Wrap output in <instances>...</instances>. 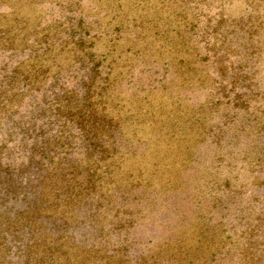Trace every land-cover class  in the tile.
I'll return each mask as SVG.
<instances>
[{
  "label": "rangeland",
  "instance_id": "rangeland-1",
  "mask_svg": "<svg viewBox=\"0 0 264 264\" xmlns=\"http://www.w3.org/2000/svg\"><path fill=\"white\" fill-rule=\"evenodd\" d=\"M158 1L169 30L158 40L165 46H146L154 48L148 54L133 34L98 49L86 44L77 57L68 48L62 68L83 62L54 79L60 67L44 57L37 66H49L47 77L35 79L28 52L0 51L5 264L27 263L31 233L28 226L13 230L12 217L31 208L35 194L60 186L63 161L79 169L75 190L92 193L67 214L68 233L92 256L121 251L128 260L116 256L113 263L177 264L174 257L193 247L201 259L194 264H264V0ZM83 5L82 13L56 8L43 23L59 19L58 30L95 25L85 15L96 8ZM175 36L189 41L198 72L189 67L190 51L167 46ZM105 88L111 103L141 111L122 122L110 148L92 136L91 120L79 113L82 102L66 106L72 94L87 99ZM174 110L199 119L183 126H194L186 147L200 141L192 153L167 132ZM156 129L167 133L152 137Z\"/></svg>",
  "mask_w": 264,
  "mask_h": 264
},
{
  "label": "trees",
  "instance_id": "trees-1",
  "mask_svg": "<svg viewBox=\"0 0 264 264\" xmlns=\"http://www.w3.org/2000/svg\"><path fill=\"white\" fill-rule=\"evenodd\" d=\"M83 2H87L89 5L93 4L96 8L95 15H85L86 18L97 22L95 25L84 26V21H81L76 29L75 27H67L58 30L61 27L59 19L43 23L49 14L55 12L56 8L68 9L70 12L82 13L86 11L87 8L83 5ZM165 12L164 8L159 5L158 0H12L11 20L0 23V51L6 53L28 52V61H30L27 63L37 71L35 79L47 77L49 66L47 68L43 67L42 63L37 66V63L47 57L53 65L57 64L60 67L52 75V78L57 79L63 71L69 70L77 62L84 61L78 58L72 65L62 68L67 59L64 52L68 48L70 52H73L74 57H77L80 49L82 52L85 50L86 44L98 49L102 41L114 44L133 34L139 39L138 44L140 47L143 46V54H148L154 49L148 50L146 46L158 44L162 49L166 43L158 41L160 40L159 37H164L163 30L167 32L169 30L165 23L167 20ZM72 33L77 34V36L73 37ZM175 35H177V32H175ZM61 36L67 37L61 38ZM167 46L171 48L172 52H185L188 54L190 51V54H192V48L186 39L179 40L175 36L173 40H169ZM190 61L189 67L195 73L198 70V67L194 65L197 61V54L195 56L192 54L189 63ZM95 66L98 67L97 64ZM19 72L20 70H15L16 75ZM103 90L104 92L99 90L96 97H94L93 91H90L87 99H81L72 94L67 98L66 106L73 109L74 106L82 102L79 113L82 114L83 119L91 120L94 129L92 136L97 137L99 141H107L110 148L116 144L114 133L117 130H123L122 122L128 118H137L141 111H136L133 107L124 108L123 105H118V103H111L106 93L107 89ZM73 102L76 103L70 104ZM167 114V117L175 118V122L169 125L167 132L171 133V136L177 133L179 145L183 144V147H186L189 139L187 137L188 130H194V126L190 125L187 129H184L183 126L190 120L191 123H197L199 121L198 117L195 113L175 110ZM149 115L152 117L156 114L151 111ZM165 126L166 124H162L161 129ZM161 129H156L152 137L157 135L162 138L167 132L165 130L161 131ZM102 135H107V137H102ZM199 142L186 148H190L189 151L191 150L192 153ZM144 144H148V141H144ZM105 150L107 151V149ZM104 166L107 168L109 165L104 164ZM77 168L75 163L63 161V165H60V186L50 194L47 190L35 194L31 208L19 211L18 215L15 214L12 217L13 230L23 231V227L28 226L31 233L26 245L28 259L25 264H97V262L116 264L113 263L116 256H119L117 259L120 262H124L125 258L128 260V256L125 257L121 251L113 256L107 255V252L102 254L100 251L94 250L95 255L92 256L91 249L81 246L77 239L68 233L67 227L70 226L67 219L68 212H72V214L77 212L78 207L74 206L75 201L81 202L92 194L86 192L82 195L75 190L76 186H79L76 182L77 171H79ZM88 175L91 174L88 173ZM161 190L166 191V188ZM50 195L51 199H49ZM60 196L62 200H60ZM66 206L70 208L65 209ZM47 209L50 211L47 212ZM56 211H59L58 214L55 213ZM41 218H46L47 221L45 222ZM44 222L45 226H43ZM48 222H52V227L49 229ZM57 223L61 228L56 229L53 226ZM3 234L4 232L0 229V264H5L9 255V248ZM192 248L188 250L185 256L174 257L176 263L194 264L196 260H201ZM184 259L187 262H184Z\"/></svg>",
  "mask_w": 264,
  "mask_h": 264
},
{
  "label": "crops",
  "instance_id": "crops-1",
  "mask_svg": "<svg viewBox=\"0 0 264 264\" xmlns=\"http://www.w3.org/2000/svg\"><path fill=\"white\" fill-rule=\"evenodd\" d=\"M12 18V0H0V23L11 20Z\"/></svg>",
  "mask_w": 264,
  "mask_h": 264
}]
</instances>
